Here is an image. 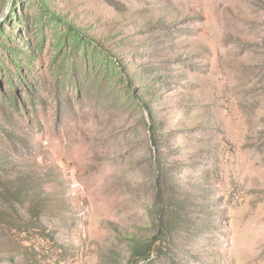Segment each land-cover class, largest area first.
Instances as JSON below:
<instances>
[{
	"label": "rangeland",
	"instance_id": "rangeland-1",
	"mask_svg": "<svg viewBox=\"0 0 264 264\" xmlns=\"http://www.w3.org/2000/svg\"><path fill=\"white\" fill-rule=\"evenodd\" d=\"M0 264H264V0H0Z\"/></svg>",
	"mask_w": 264,
	"mask_h": 264
},
{
	"label": "trees",
	"instance_id": "trees-1",
	"mask_svg": "<svg viewBox=\"0 0 264 264\" xmlns=\"http://www.w3.org/2000/svg\"><path fill=\"white\" fill-rule=\"evenodd\" d=\"M136 251V249H134ZM137 252V251H136Z\"/></svg>",
	"mask_w": 264,
	"mask_h": 264
}]
</instances>
